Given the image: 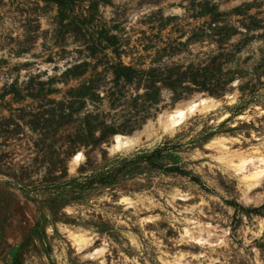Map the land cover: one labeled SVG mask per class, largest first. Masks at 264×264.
I'll list each match as a JSON object with an SVG mask.
<instances>
[{
    "label": "rangeland",
    "instance_id": "1",
    "mask_svg": "<svg viewBox=\"0 0 264 264\" xmlns=\"http://www.w3.org/2000/svg\"><path fill=\"white\" fill-rule=\"evenodd\" d=\"M218 136L264 155V0H0V264H264V180L245 202Z\"/></svg>",
    "mask_w": 264,
    "mask_h": 264
},
{
    "label": "bare ground",
    "instance_id": "2",
    "mask_svg": "<svg viewBox=\"0 0 264 264\" xmlns=\"http://www.w3.org/2000/svg\"><path fill=\"white\" fill-rule=\"evenodd\" d=\"M232 96L227 94L226 98L230 99ZM219 99H214L208 96H197L196 98H192L183 103H177L173 109L164 111L157 118V121L161 127L166 132H171L178 126L184 119L194 111L203 112L208 109L213 108L217 104H219ZM139 135L137 133H133L131 135H120L115 134L113 136V142L110 146L111 150H121L127 149L136 143H138ZM227 138L224 137H215L213 138L209 146L217 147L219 149V159H222L223 168L226 171H231L233 174L238 176L239 182L242 184V194L245 202L251 200L249 196V191L251 188L258 186L264 180V155L261 153H257V151H252L248 153L237 152L235 155H225V142ZM230 154V153H228ZM81 157V153L77 152L72 162L75 163ZM123 200H127V198L123 197ZM253 200V199H252ZM260 200L254 199V202L257 203ZM185 236L189 240L194 242H199L202 245L208 244L213 245V240H218V236H210L209 231L207 229H201L200 231H192L189 228H184ZM206 233V235H205ZM75 235V234H71ZM80 241L81 245H87L88 238L85 233H80L75 235ZM75 238V237H74ZM73 238V239H74ZM76 242V240H74ZM88 248V247H87ZM85 249V248H84ZM103 247H100L95 250V253H102ZM92 253V252H90ZM179 259V258H177ZM179 262V261H178ZM164 264H170L166 261Z\"/></svg>",
    "mask_w": 264,
    "mask_h": 264
}]
</instances>
